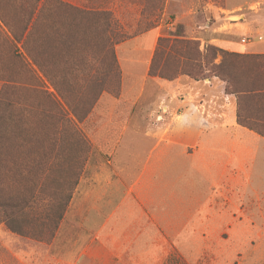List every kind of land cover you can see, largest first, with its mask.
<instances>
[{"label":"crops","instance_id":"crops-1","mask_svg":"<svg viewBox=\"0 0 264 264\" xmlns=\"http://www.w3.org/2000/svg\"><path fill=\"white\" fill-rule=\"evenodd\" d=\"M224 2L226 8L242 9L254 0ZM227 26H239L235 31L251 40L225 42L222 49L264 56V31L234 20ZM159 37L153 29L131 39L138 53L118 59L121 96L107 106L124 111L107 107L108 116L101 117L104 134L100 127L85 133L92 150L77 172L75 193L55 237L64 247L51 259L60 264H264V134L256 129L264 126V117L240 118L235 98L223 95L220 83L212 89L205 81L217 102L211 100L201 114L202 108L190 103L193 88L167 91L163 82H152L149 51ZM256 79L252 85L260 82ZM253 94L263 98L264 90ZM101 100L97 106L105 109ZM255 107L264 112V103Z\"/></svg>","mask_w":264,"mask_h":264},{"label":"rangeland","instance_id":"rangeland-1","mask_svg":"<svg viewBox=\"0 0 264 264\" xmlns=\"http://www.w3.org/2000/svg\"><path fill=\"white\" fill-rule=\"evenodd\" d=\"M43 1L37 4L38 9ZM58 1L67 7L60 8L56 20L50 19L46 11L44 35L34 34L26 42V50L22 47L23 40L13 43L15 54L26 63L36 61L45 76L44 71L32 64L28 66L31 70L28 76L13 48L0 38V196L10 195L13 200L28 196L36 201L27 214L14 210L6 213L7 218L0 208V264H60L59 258L51 257L64 247L60 236L55 239L61 219L55 226L57 218L54 220L52 211L46 207L54 206L74 186L77 172L92 150L85 133L91 129L96 132L100 127L104 134L106 127L101 126L105 120L101 117L108 116L107 107L117 113L124 111L123 107L107 105L121 96L118 59L127 58L129 52L138 53L131 39L159 30V39L167 41L160 46L157 41L149 51L150 66L153 61L156 73L151 76L155 79L152 82H163L169 87L167 91L172 86L193 88L190 103L201 107V114L211 100L217 102L211 98L215 91L211 93L204 88L208 81L212 89L215 82L222 84L223 95L235 98L240 118L252 122L251 118L264 117L262 108H252L264 103V97L253 98V92L264 90V56L257 62L247 58L254 55L236 54L222 46L225 42L243 45L251 40L235 31L239 26H227L231 20L264 31V0H254L242 9L235 4L226 8L224 0ZM34 7L35 0H0V12L17 34ZM54 24L64 28L57 42L51 34ZM104 45L108 46L106 50ZM172 45L174 49L169 51ZM210 47L239 56L224 62L222 74L231 77L232 88L228 92L250 93L242 97L225 91V83L213 69L222 63V55L206 58V49ZM190 72L193 75L189 76ZM253 78L260 82L252 85ZM101 97L105 109L97 106ZM256 129L264 134V126ZM62 210L61 207L56 213L63 216L66 208ZM6 219L10 223L4 222Z\"/></svg>","mask_w":264,"mask_h":264},{"label":"trees","instance_id":"trees-1","mask_svg":"<svg viewBox=\"0 0 264 264\" xmlns=\"http://www.w3.org/2000/svg\"><path fill=\"white\" fill-rule=\"evenodd\" d=\"M39 1L40 0H35V7L33 10H31L28 13L26 20H24V22H22V25L20 26L19 34L15 33L16 31H15L14 27H12V25L10 24L7 17L4 16L0 12V38H2L4 43L10 44L11 48H13L14 56L21 61L22 68L26 71L28 76H29V74H31L30 67H28L30 64H32L33 66H36L42 73L44 71L43 67L40 65H37L36 61H34V60L33 61L30 60V64L24 62L23 61L24 59L21 60L20 56L15 54L17 49L15 48L13 43H19V42H22V40H23L22 47L25 49L26 44H27L26 42H28L29 39L34 37V34L42 36V35H44V31L46 32V29H45L46 28V25H45L46 11L49 12V14H50L49 18L50 19L52 17L56 20V19H58L57 16L61 13L60 8L61 7H67V4H65L61 1H58V0H44L41 4L40 8L38 9L37 4L39 3ZM88 14H90V13H88ZM52 29H53V31L52 32L50 31V32H51V34H53L54 42H57L62 37V32H63L64 28L61 25L57 26L54 24V27ZM106 29L108 31V28H106ZM25 34H26V36H25ZM40 36H38V38L40 40H42L40 38ZM24 37H25V39H24ZM165 41H167V40L158 39V45L160 46V44L165 42ZM173 43L174 44H180L182 42L174 41ZM107 47H108L107 45H104L103 49L106 50ZM173 49H174V45L171 46L169 51H171ZM206 51H207V55H206L207 57L206 58H210V60L213 59L217 53H220L222 55V63H220V65H218V66H214L213 69L216 72V75H218V77L220 78V80L225 83V91L228 94H230L231 92H228V88H230V87L232 88V86H230V78L231 77H229L228 75L223 76L222 69H224L223 66H224V62H226V60H228L229 58L236 59L239 56H236L233 54H227L226 52H221V50H219L218 48H213V47L207 48ZM26 55H27L28 59H30V56L28 54H26ZM241 58H243V57H241ZM247 58L257 60V62H258V60L262 59L261 56H253V57H247ZM152 64H153V61H152ZM152 64L150 66L149 76H155L156 75V73L153 71ZM196 67L201 68V66H199V65ZM43 74L45 76V71ZM190 75H193V73L190 72L189 76ZM226 76L229 78H227ZM158 77H161V76L158 75ZM247 93H250V92L240 90V91H232L231 94H235V95L240 94L243 97V95H246ZM239 123L241 125L247 127L248 129L254 130L252 128V126H250L249 124H245L241 120H239ZM73 185L74 186L71 188L70 191H68V194H66L65 197L59 198L58 200H56V202H58V203H56L54 206H47V207L45 206L49 211H52L51 215H52L53 219L55 220V218H57V221L55 222V226L58 225V220H60L62 217V213L57 214L56 212L59 211L61 207L63 208L62 211H64V209L67 207V204L71 198L72 190L76 185V181H75V183H73ZM61 201H62V203H61ZM35 203H36V201L34 200V198H32V197L28 198V196H25L23 198L16 197V200H13V197L10 195H7V196L1 195L0 196V208L3 209L5 218L8 217V215L6 213H10V212L13 213L12 211H14V210L17 212V214H20L22 212L27 214L28 210L33 209L32 205H34ZM54 209H56V210L53 211ZM5 218H3V219H5ZM5 221L7 223H10V220H8V219L4 220V222ZM8 228H9V226H8ZM11 230H12V228H11Z\"/></svg>","mask_w":264,"mask_h":264}]
</instances>
